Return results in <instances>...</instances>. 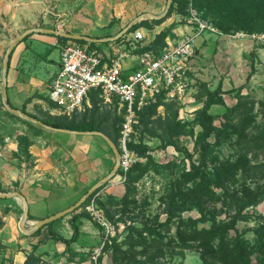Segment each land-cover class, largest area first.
Segmentation results:
<instances>
[{"label":"trees","instance_id":"trees-1","mask_svg":"<svg viewBox=\"0 0 264 264\" xmlns=\"http://www.w3.org/2000/svg\"><path fill=\"white\" fill-rule=\"evenodd\" d=\"M190 3L203 19L213 23L224 33L264 31V0H173L165 16L144 18L134 24L127 34L140 27L150 29L155 24H161L173 13L182 15L186 20L190 14L188 10ZM171 25L159 32L143 50H153L156 54H161L168 45L167 38L174 36L173 29L177 23L173 22ZM58 36L65 42L75 41L89 44L92 48L98 49L96 42ZM123 37L116 41L122 40ZM206 95L205 105L198 110L195 119V123L202 127V130L197 134L195 143L199 153V164L193 162L189 169L182 170L179 176L171 182L166 197L168 201L166 202L167 218L165 221H160V217L157 216L155 224H147L142 228L132 227L133 232L129 233L125 241L118 242L117 238H114L112 244L105 247L104 250L112 248L115 264H134V262L135 264H166L160 261L159 253L150 255L147 260H131L130 253L134 250L132 248L124 250L123 244L125 243L131 247L142 245L146 251L148 249H164L167 246L183 249L196 247L200 251L204 264H264V222L253 228L254 242L247 239L244 232L238 228L240 220H248L251 216L250 212L245 213L246 209L264 200V183L261 184L258 181L264 178V164L254 163L250 156V153L253 152L255 155L254 151L264 148V125L260 128L259 133L255 134L249 131V128L257 122L256 114L250 111L252 107L248 101L240 100L238 104L230 108V112L226 113L227 121L221 127L216 126V116L210 112V108L213 104L224 103V99L217 97L218 90H207ZM90 99V107H87L85 111L76 112L72 116L52 114L50 118H41L28 112L25 107L22 110L56 128L103 131L119 147L123 117L117 113V110L101 104L100 89H92ZM174 102L166 101L165 95L161 94L154 102L139 111L140 120L136 124V133L140 132V140L139 142L132 140L129 143L132 150L145 155L150 148L146 143H143V138L146 136L159 137L166 145L176 144V139L180 135L195 133L193 125L183 122L178 118L177 112L171 111ZM160 105L167 108L168 112L164 116L159 113ZM238 109H241L240 112L243 111L242 116L238 120L235 118L233 120L232 114H235ZM258 126L257 124L256 127ZM211 137H214V141L210 140ZM224 142L237 144L238 148L234 156L220 159L218 149ZM184 149L191 156L188 150ZM159 167L161 165H158L152 157H149L147 161H138L127 173L126 181L123 184L125 192L121 197L112 193L99 196L98 202L110 219L114 218L111 207L123 205L125 209L128 208L131 204L129 198L135 189V183L151 169L159 171ZM121 173L122 170L119 169L118 174ZM253 183L255 184L253 185ZM101 188L99 187L91 196ZM91 196L84 204L70 213L72 214L70 221L74 229L71 238H66L55 232H50V236L66 242L68 246L76 241L80 236L77 220L79 217L87 215L84 212H78V210L89 202ZM218 202H221L222 208L227 207L230 210L226 218L218 217L220 211L217 206ZM193 207L201 212V216L198 218L183 217L182 212ZM55 221L43 225L37 232L53 226ZM175 222L176 234L171 235L169 232H171L172 223ZM206 222H210L209 227L199 226L200 223ZM25 264H42L40 255L34 252L30 253Z\"/></svg>","mask_w":264,"mask_h":264},{"label":"crops","instance_id":"crops-1","mask_svg":"<svg viewBox=\"0 0 264 264\" xmlns=\"http://www.w3.org/2000/svg\"><path fill=\"white\" fill-rule=\"evenodd\" d=\"M166 3L167 0H54L48 5L45 0H31L21 11L25 19L23 25L16 26V29L23 27V33L30 28H52L57 26L55 22H60V29L73 34L99 38L115 36L141 14H162ZM7 5L0 0V14L7 13ZM8 14L12 16L9 20L11 24L22 21L19 15L15 18L17 14L12 8ZM56 15L59 17L55 18ZM174 21L177 23L173 29L174 36H169L167 43H175L191 29L187 22H179L180 17L176 14L150 29H140L145 30L149 39L153 40ZM34 33L42 35L39 39L49 45L47 52L54 47L59 52L57 59L46 56L45 60L51 63L43 68L45 73L41 77L32 72V67L38 65L42 55L33 62L34 54L31 56V53H35L34 47L32 42H26ZM131 33L125 34L122 40L131 37ZM122 40L109 41L104 51L108 54L113 52V45ZM65 43L58 35L35 31L16 46L8 71V100L11 106L18 109L25 107L28 112L36 107H44L52 114L58 112L56 104L47 98L52 78L60 66L61 47ZM53 64H56L55 68ZM124 65L132 70L137 66V59L128 58ZM32 139L31 158L23 161L19 168L13 163L7 164L0 173V193L20 192L27 201L29 216L25 223L26 230L33 228L38 221L75 204L112 169L109 166L111 147L100 135L69 133L45 127L41 133L32 135ZM124 192L123 184L111 182L102 194L112 193L121 197ZM23 211L24 202L21 198L0 195V264H25L32 252L40 255L42 264H94L91 256L100 243L102 229L84 207L78 210L87 214L77 220L80 236L69 246L51 237L50 232L71 238L74 232L70 221L72 214L57 219L53 226L38 233L37 230H23ZM101 262L114 264L106 255L102 256Z\"/></svg>","mask_w":264,"mask_h":264},{"label":"rangeland","instance_id":"rangeland-1","mask_svg":"<svg viewBox=\"0 0 264 264\" xmlns=\"http://www.w3.org/2000/svg\"><path fill=\"white\" fill-rule=\"evenodd\" d=\"M1 1L8 4V11L12 8L17 14L15 18L19 15L22 21L11 24L9 20L12 19V16L10 14L7 15L8 11L7 13L0 14V173L4 171L7 164L13 163L15 167L19 168L23 161L29 160L31 158L30 147L33 143L32 135H37L38 132L41 133L45 128L36 120L9 110L3 102L2 69L5 53L9 45L24 29L23 27H17L16 29V26L23 25L25 19L21 11L31 0ZM53 1L54 0H45L48 5L52 4ZM192 7L194 8L193 5ZM173 14L180 17L179 22H187V19L184 20L182 15L178 13ZM58 17V15L55 16V18ZM55 23L57 26H53L52 28L60 29L61 27L58 26L60 22ZM174 23H176V21H174ZM170 26L172 25L170 24ZM217 29V32H206L198 38L197 51L191 59V70L189 71L191 91L189 92L188 100L184 105L174 102L171 108L172 112H177L180 120L189 122L194 126L195 133L193 135H180L176 139V144L166 145L159 137L146 136L143 138V143H146L150 148L146 151L145 155L131 149L137 158L136 162L147 161L149 157H152L161 167H159V171L151 169L143 178L135 183V189L129 198L131 204L128 208L125 209L123 205L111 207L114 213L112 221L117 231L114 238H117L118 242H123L127 239L129 233H131V231L133 232L132 227L142 228L147 224H155V218L157 216L160 217V221H165L167 218V212L165 211L166 202L168 201L166 197L171 182L179 176L182 170L185 168L189 169L193 162L199 164V153L195 143L197 134L202 130V127L200 124L195 123V119L198 110L202 109L205 105L207 90H218L217 97H222L224 99V103L213 104L210 108V112L216 116V126L221 127L224 122L227 121L228 118L226 113L230 112V108L238 104L240 100L248 101L250 107H252L250 111L256 114L257 122L249 128V131L255 134L259 133L261 131L260 128L264 125V31L253 33L246 31L224 33L220 31L218 27ZM143 32L147 36V39H149V35L145 30H143ZM240 32H243V34H238ZM41 36L42 35L38 33H34L26 41L32 42L34 47L35 53H31V56L34 54L32 59L33 62L36 57L38 58L39 56L40 58L42 55V59L39 60L38 65L32 67V72L38 73L40 77L45 73L43 68L49 66L51 63L45 60L46 56L50 57V59H57L59 53L58 49L55 47L47 52V47L49 45L47 46L45 41L39 39ZM46 36L48 38H53L48 35ZM105 45H109V42L96 43L97 48L101 51L106 49ZM53 65L52 67L55 68L56 64ZM240 111L241 109L236 110L235 114H232V119L235 118L238 120L243 113V111ZM29 112L41 118H50L52 115L50 110H46L44 107L31 108ZM167 112L165 106L159 109V113L163 116L166 115ZM257 124L259 125L258 127H256ZM132 140L139 142L140 132L137 131V133L132 135ZM210 140L214 141V137H211ZM184 148L188 150L191 156L187 154ZM237 148V144L224 142L221 148L218 149L220 159L234 156ZM254 152H256L255 155L253 152L250 153L253 162L264 164V148ZM109 154L111 158L109 166L113 169L117 158L112 148ZM122 175L123 173L117 174L109 182L102 184L100 186L102 187L101 190L104 191L106 185L111 184V182L115 184H124L126 179L123 180ZM258 181L263 184L264 178ZM258 181L257 183H259ZM254 184L255 183H253V185ZM105 195H109V193H105ZM217 206L220 210L218 217L226 218L230 210H228L227 207L222 208L221 202H218ZM249 212L251 213L249 219L240 220L238 222V228L240 231L244 232V236L247 239L254 242L255 233L253 228L264 222V200L257 205L248 207L245 213ZM182 215L185 218H198L201 216V212L196 207H193L183 211ZM199 226L209 227L210 222L200 223ZM171 227L172 229L169 234H176V222L172 223ZM163 232L167 234L165 230H163ZM145 235L151 238L147 233H145ZM129 248L134 250L130 253L131 260H147L150 255L159 253L160 261L166 264H204L200 256V251L197 250L196 247L183 249L180 247L167 246L164 249H148L146 251V248L142 245L131 247V245L126 243L123 244L124 250ZM103 255L110 257L115 264L112 248L104 250Z\"/></svg>","mask_w":264,"mask_h":264},{"label":"built area","instance_id":"built-area-1","mask_svg":"<svg viewBox=\"0 0 264 264\" xmlns=\"http://www.w3.org/2000/svg\"><path fill=\"white\" fill-rule=\"evenodd\" d=\"M192 4V3H191ZM190 4V5H191ZM187 22L192 29L175 43L168 45L161 54L143 50L152 40L138 28L121 42L113 45V52L106 53L89 44L68 41L61 47L60 66L52 78L49 99L56 104V114L72 116L91 106L90 91L100 89L101 104L117 110L123 117L119 138L120 170L122 179L137 158L129 143L136 133L139 111L164 94L166 101L186 104L191 91L189 71L191 59L198 46V38L206 32H217V27L203 19L192 7ZM238 34H243L240 32ZM140 50L139 52H135ZM136 58L132 70L124 65L128 58ZM164 105H160L159 109ZM99 190L84 206V210L102 229L100 243L92 252L94 264H102L101 257L117 233L115 225L98 202Z\"/></svg>","mask_w":264,"mask_h":264},{"label":"water","instance_id":"water-1","mask_svg":"<svg viewBox=\"0 0 264 264\" xmlns=\"http://www.w3.org/2000/svg\"><path fill=\"white\" fill-rule=\"evenodd\" d=\"M173 0H167V4H166V8L164 10V12L162 14H153V13H144L141 14L139 16H137L136 18H134L127 26H125L117 35L115 36H108V37H92V36H88V35H83V34H73L70 33L68 31H65L63 29H59V28H44V27H36V28H30L27 29L26 31H24L23 33H21L8 47L6 53H5V57H4V62H3V69H2V81H3V92H2V99L3 102L5 104V106L13 111L16 114L19 115H23L26 116L28 118H31L33 120H36L39 124H41L42 126L46 127V128H51V129H55V130H59V131H64V132H69V133H76V134H95V135H100L102 136L110 145V147L112 148L117 160L115 165L113 166V169L110 171V173L105 176L104 178H102L100 181H98L96 184H94L75 204H73L72 206H70L69 208L62 210L56 214H53L47 218H44L40 221H38L35 226H33V228L26 230L25 228V223L28 220V216H29V211H28V204L26 199L24 198V196L20 193V192H14V193H0V195H8V196H16L18 198H21L24 202V211H23V215H22V219H21V223H22V227L23 230L25 232H34L36 230H38L39 228H41L43 225L48 224L52 221H55L61 217L66 216L67 214H70L71 212H73L75 209L79 208L82 204H84L86 202V200L91 196V194L93 192H95L102 184L109 182L114 176H116L119 172L120 169V157H121V153L119 150L118 145L113 141V139L108 136L106 133H104L103 131H99V130H92V131H79V130H72V129H67V128H56L53 127L52 125H49L45 122H43L42 120H39L31 115H29L28 113L24 112L22 109H18L15 108L13 106H11V104L9 103L8 100V71H9V65H10V59H11V54L13 52V50L16 48V46L22 41V39H24L28 34L32 33V32H43V33H49V34H55V35H60V36H65L68 37L70 39H84L90 42H109V41H115L119 38H121L122 36H124L125 34H127V32L131 29V27L136 24L137 22H139L140 20L144 19V18H162L163 16H165L167 14V12L169 11L171 4H172Z\"/></svg>","mask_w":264,"mask_h":264}]
</instances>
